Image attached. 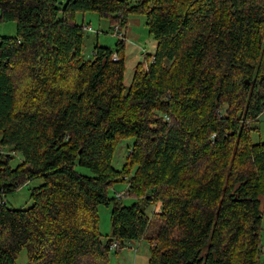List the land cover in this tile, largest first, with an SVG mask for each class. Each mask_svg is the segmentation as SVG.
<instances>
[{
    "label": "trees",
    "instance_id": "trees-1",
    "mask_svg": "<svg viewBox=\"0 0 264 264\" xmlns=\"http://www.w3.org/2000/svg\"><path fill=\"white\" fill-rule=\"evenodd\" d=\"M89 12L118 31L146 17L157 50L128 90L125 36L85 58L75 16ZM0 14L17 24L0 38V264L23 251L27 264H111L115 243L141 239L150 264H258L264 0H0ZM39 178L31 207L7 206ZM121 182L127 190L110 197ZM102 205L112 207L106 241Z\"/></svg>",
    "mask_w": 264,
    "mask_h": 264
},
{
    "label": "rangeland",
    "instance_id": "rangeland-1",
    "mask_svg": "<svg viewBox=\"0 0 264 264\" xmlns=\"http://www.w3.org/2000/svg\"><path fill=\"white\" fill-rule=\"evenodd\" d=\"M59 3L67 4L68 0H58ZM138 0H130L135 4ZM1 15V14H0ZM75 21L79 25H86L85 40H84V56L86 59H91L93 56V49L96 45L103 47H110L116 50L117 43L120 35L126 37V71H125V87L128 90L133 81L135 71L139 65L147 66L153 61V55L157 50V43L151 37L146 25V17L144 15L131 14L128 17L127 30L118 31L112 27L108 19L100 18L97 13H77ZM17 34L16 23H0V38L1 37H15ZM259 127V131L252 133V142L254 144L264 142V113L259 118V122L256 124ZM135 139L123 141L118 148L115 159L114 167L117 170H121L125 164L129 148L134 144ZM10 154V153H6ZM22 163L21 156L14 155V159L10 163L12 169H16ZM76 171L85 176H92L90 170L82 167H77ZM44 184V179L39 178L28 185L22 187L19 192L14 195L8 196L6 204L9 208L20 209L29 208L32 206L30 202V192L33 188L40 187ZM128 185L124 182L117 183L114 188L109 191L110 197H114L116 193L125 192ZM135 200L129 197L124 198V204L131 206ZM264 202V201H263ZM264 205V204H263ZM152 207L146 208L148 214H152ZM264 209V207H263ZM112 207L102 205L99 207V231L104 235V241L107 236L112 234ZM262 234L261 242L264 251V215L262 220ZM151 258V244L146 239L127 241L125 246L119 251L113 250L110 254L111 264H150ZM26 251H23L18 260V264H27ZM258 264H264V253L260 255Z\"/></svg>",
    "mask_w": 264,
    "mask_h": 264
},
{
    "label": "built area",
    "instance_id": "built-area-1",
    "mask_svg": "<svg viewBox=\"0 0 264 264\" xmlns=\"http://www.w3.org/2000/svg\"><path fill=\"white\" fill-rule=\"evenodd\" d=\"M113 250H116L118 248V244L115 243L113 246H112Z\"/></svg>",
    "mask_w": 264,
    "mask_h": 264
},
{
    "label": "water",
    "instance_id": "water-1",
    "mask_svg": "<svg viewBox=\"0 0 264 264\" xmlns=\"http://www.w3.org/2000/svg\"><path fill=\"white\" fill-rule=\"evenodd\" d=\"M61 4H62V2H61Z\"/></svg>",
    "mask_w": 264,
    "mask_h": 264
}]
</instances>
